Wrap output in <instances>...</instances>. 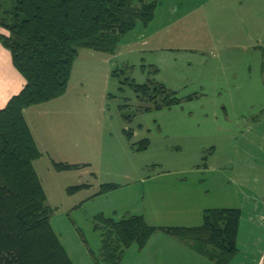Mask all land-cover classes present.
<instances>
[{
    "label": "rangeland",
    "instance_id": "1",
    "mask_svg": "<svg viewBox=\"0 0 264 264\" xmlns=\"http://www.w3.org/2000/svg\"><path fill=\"white\" fill-rule=\"evenodd\" d=\"M175 1L181 0L168 1L161 10H168ZM178 5L180 14L185 6ZM210 7L206 8L205 22L214 34L242 37L253 46L252 56L246 57L254 63L253 70L244 75L236 72L238 78H253L244 90L190 87L176 92L179 97L198 95L185 102L181 111L178 108L148 111L147 108L154 107L152 103L123 83L131 80L140 83L143 78L138 66L126 63L133 58L127 59L125 55L115 60L114 66L113 60L105 62V53L84 48L74 62L67 94L58 102L30 108L28 118L38 117L34 130L39 131V123L42 130L48 128L47 137L54 143L48 147L42 145L43 156L34 162V167L46 192L47 204L53 208L52 227L75 264H105L92 255L94 252L99 256L101 247L100 231L94 229L98 215L121 219L123 214L130 216L139 209L147 214L139 181L143 177L166 173L172 178L195 180L205 197L216 202V172L213 168L207 170V166L218 159L227 163L230 153L223 154L222 145H236L238 152L246 151L252 163L264 167V155L259 149L264 144L261 138L264 120L253 122L264 112V82L259 84L256 79L258 54L264 60V31L258 24L264 18V0H214ZM195 25L188 24V28L198 35ZM256 46L259 48L255 49ZM58 105L61 110L53 109ZM64 107L70 108L69 112ZM55 111L63 113L59 116ZM174 114L194 115V118L182 123L170 120L171 117L163 121L165 115ZM227 132L234 134L233 143L225 136ZM145 139L150 141V146L138 150ZM226 139L228 144H223ZM237 160L244 162L240 156ZM56 163L79 167L58 169ZM103 184L120 187L102 197H92ZM77 186L81 188L72 189ZM147 218L148 223L150 218ZM139 249L133 244L120 264H149L148 252L141 254ZM174 257L166 264H189L184 256ZM206 259V264H216Z\"/></svg>",
    "mask_w": 264,
    "mask_h": 264
},
{
    "label": "trees",
    "instance_id": "2",
    "mask_svg": "<svg viewBox=\"0 0 264 264\" xmlns=\"http://www.w3.org/2000/svg\"><path fill=\"white\" fill-rule=\"evenodd\" d=\"M158 4L159 0H0V25L8 31L0 34V41L26 81L22 91L0 109V264H74L51 225L53 209L34 167L42 153L24 110L64 95L81 49L114 54L124 35L154 19ZM126 82L152 103L148 111L195 97L181 98L155 79L146 84ZM147 144L148 140L141 141L138 150H145ZM117 188L103 184L99 194ZM240 219L239 209H207L202 226L161 230L190 243L216 264H230L238 253ZM158 229L142 215L116 220L100 214L95 230L100 231L101 247L99 256L92 255L105 264H120L127 249L133 244L144 248Z\"/></svg>",
    "mask_w": 264,
    "mask_h": 264
},
{
    "label": "crops",
    "instance_id": "3",
    "mask_svg": "<svg viewBox=\"0 0 264 264\" xmlns=\"http://www.w3.org/2000/svg\"><path fill=\"white\" fill-rule=\"evenodd\" d=\"M168 1L171 2L172 0H159L154 19L148 25L139 23L134 30L124 35L114 54L105 53V56H107L105 62L109 63L111 60L114 62L118 58L127 55V59L133 58V60H128L126 63L131 64V67L137 68L138 66L143 74L141 82L133 80L135 83L146 84L149 80L155 79L175 92L190 87L203 86L206 89L215 91H223L224 89L242 91L247 85L250 86L253 78L251 76H249V79L244 76L238 78L236 72L240 71L244 75V73L248 71H250L248 73H251L253 70L254 63L246 58L248 55L252 56L253 52L250 51V48L253 46L248 44L249 40H243L242 37L216 35L207 27L208 25L205 22L208 14L205 13L206 8L210 7L214 0L175 1L168 10H161L162 6ZM188 1L191 2L190 5L185 6L184 3L189 4ZM178 4L182 8L185 6L183 8L185 11L180 14L177 11L179 10ZM193 23L198 27V35L192 34V29H189L188 24L193 25ZM258 24L264 31V18ZM0 34H8V31L2 28L1 25ZM247 48H249V51ZM257 48L259 47L256 46L255 49ZM258 56L260 58L256 62V79L260 84L261 81L264 82V75L262 73V56L259 54ZM115 65H117L116 62H114ZM25 84L24 77L13 64L11 52L0 41V109H3L13 96L19 94ZM64 95L38 105L47 106L53 102H58ZM197 96L194 98H197ZM185 102L187 101L166 109L174 110L178 108L181 111ZM243 103H247L246 98ZM31 107L24 110V116L43 156L44 150L42 147L54 144L47 137V134L50 133L47 128L49 121L47 120L46 123L45 128L47 129L43 130L42 125L39 123V131L36 132L34 125L38 126V117L33 118L30 116L31 118H28ZM44 109L48 110L49 107H44ZM53 109L61 110V107L58 105ZM67 109L66 112H69L70 108H63V110ZM55 113L60 116L63 112L55 111ZM170 117V120L182 123L187 120L191 121L194 115H165L163 121H168L167 119ZM239 117L244 116L240 115ZM263 120L264 112L262 111L261 115L257 116L253 122ZM229 132L225 133V136L229 137L231 143H233L231 136H234V134ZM43 133H45V136L42 137ZM261 138L263 142L264 132ZM223 142V144H228L227 139ZM150 144L148 140L146 149ZM221 149L223 154L224 152L230 153L226 157L227 163H221L218 159L214 164L207 166V170L213 168V172H216L214 179V186L218 189L215 197L216 202L214 199L205 197L204 190L198 188V183L195 180L190 181L183 177L172 178L168 177L169 175H166V173L160 175L149 174L139 180L143 186L142 196L147 203L148 211L146 214L140 209L134 210L138 213L134 212L129 215H142L146 220L149 217V225L159 228L146 246L139 249L141 254L148 252L149 259L146 262L148 261L149 264H166L170 261V258H175L174 255L184 256L189 264H206V257L194 251L190 243L179 240L161 229L202 226L204 211L215 208H235L241 211L237 237L238 253L230 264H264V167L252 163L251 157L247 158L246 151L243 153L238 152L236 145L235 147L222 145ZM259 149L264 155V144ZM239 156L244 159V162H238ZM183 172L180 171V173ZM99 191L100 189L92 197L105 195H100ZM126 216L128 215L123 214L121 219ZM107 217L114 218L112 216ZM55 233L74 263L61 236L57 231ZM100 238L102 241V237Z\"/></svg>",
    "mask_w": 264,
    "mask_h": 264
}]
</instances>
